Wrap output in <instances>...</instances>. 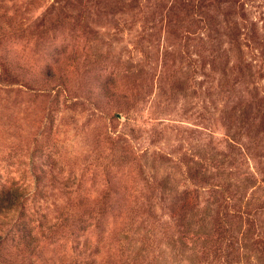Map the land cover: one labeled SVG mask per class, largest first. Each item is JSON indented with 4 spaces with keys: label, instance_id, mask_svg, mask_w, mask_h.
Segmentation results:
<instances>
[{
    "label": "rangeland",
    "instance_id": "obj_1",
    "mask_svg": "<svg viewBox=\"0 0 264 264\" xmlns=\"http://www.w3.org/2000/svg\"><path fill=\"white\" fill-rule=\"evenodd\" d=\"M10 185L36 230L71 213L86 229L78 250L71 220L31 253L4 240L0 264L120 247L116 264H264V0H0Z\"/></svg>",
    "mask_w": 264,
    "mask_h": 264
},
{
    "label": "trees",
    "instance_id": "obj_2",
    "mask_svg": "<svg viewBox=\"0 0 264 264\" xmlns=\"http://www.w3.org/2000/svg\"><path fill=\"white\" fill-rule=\"evenodd\" d=\"M9 74H7V76H5V79H7ZM2 80V79H1ZM4 80V78H3ZM8 81V83H12L15 82V80H6ZM38 180H40V176L38 174L35 175V181L38 183ZM42 188H40L39 190H37V192H35V194L40 195V193H42ZM45 190V188H44ZM24 192L23 189H20L18 186H7L4 187L2 186L0 188V244L8 239H14L15 236H17L18 239L17 241H22V244H24L25 246L23 247L24 251H27L28 253H31L35 247L39 244V238L41 240H43V238L40 237V235H45V233H57L62 225H63V221L65 220V223H67L68 221H70L71 223H73V231L72 234L74 235L75 239H76V245L74 246L76 249L78 248L79 245V238H78V234L79 233H84L85 231V222L86 219L79 217V219L77 217L74 216L73 213H71L69 216H64V217H59L57 218L55 221L51 222L48 221L46 219V216H44L42 214V217L44 218L43 223H40V227L37 228L36 230V224H35V216H34V212H28L26 213L24 211ZM100 203L99 206H97V209L99 211V218H98V224L97 226L100 228L101 233H103L105 231V229L103 228L105 224V221L107 222V218L105 215V212L108 208L112 207V204L106 200H103ZM84 210L85 211H89L91 212V210H94L95 206L97 205V203H85L84 202ZM117 207H120L118 204H116ZM19 207L18 210V214L16 216L14 215H10L8 220H6L5 218L8 217L9 212L11 210H16ZM120 209V208H118ZM80 220V221H79ZM82 220V221H81ZM74 221V222H73ZM62 223V224H61ZM1 225H5L6 228H2L3 226ZM42 225V226H41ZM82 231V232H81ZM78 233V234H77ZM39 234V236H38ZM115 234H118V231L115 232L114 230V238H115ZM108 237V235H107ZM111 239H113V235L109 236ZM45 238V237H44ZM15 241V242H17ZM113 241V240H112ZM105 242H103L104 244ZM6 247V243L3 246L2 249H4ZM80 249V248H78ZM77 249V250H78ZM92 249V251H98L99 247L92 248V243L91 241H89L88 239H85L83 241V252L85 253L87 250ZM95 249V250H93ZM38 250V249H37ZM81 251V250H79ZM83 252H78L79 255H81V253ZM125 252V249H122V247H120V253H110L108 258L106 259V261H108L107 263H111V264H116L118 263V261H120L121 257H123ZM6 255V254H5ZM90 255V254H88ZM9 261H12L11 258L8 257ZM93 261V260H92ZM73 264H85V261H81L79 260V262L75 261L73 262Z\"/></svg>",
    "mask_w": 264,
    "mask_h": 264
}]
</instances>
